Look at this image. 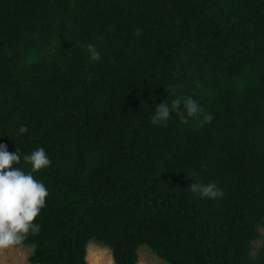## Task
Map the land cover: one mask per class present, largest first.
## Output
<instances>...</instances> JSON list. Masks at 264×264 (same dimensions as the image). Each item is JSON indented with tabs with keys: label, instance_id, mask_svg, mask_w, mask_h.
I'll list each match as a JSON object with an SVG mask.
<instances>
[{
	"label": "trees",
	"instance_id": "obj_1",
	"mask_svg": "<svg viewBox=\"0 0 264 264\" xmlns=\"http://www.w3.org/2000/svg\"><path fill=\"white\" fill-rule=\"evenodd\" d=\"M0 144L51 161L30 264H264V0H0Z\"/></svg>",
	"mask_w": 264,
	"mask_h": 264
},
{
	"label": "clouds",
	"instance_id": "obj_2",
	"mask_svg": "<svg viewBox=\"0 0 264 264\" xmlns=\"http://www.w3.org/2000/svg\"><path fill=\"white\" fill-rule=\"evenodd\" d=\"M88 52L92 61L100 59V53L94 45L88 46ZM180 106L176 100L171 101V106L169 103L157 105L151 117L152 124H165L173 113L185 119L186 116L194 117L202 112L199 103L191 97L183 102L182 111L178 110ZM205 119L210 121L212 117L209 115ZM27 131V126L23 125L17 135ZM23 159L30 166V171L17 167L21 161L17 150L9 152L6 145L0 144V250L23 248L29 234H38L40 231L35 221L45 206L49 192L44 183L35 179L33 173L47 168L51 161L42 147L25 155ZM192 181L189 189L200 198H223L224 192L215 182L204 184Z\"/></svg>",
	"mask_w": 264,
	"mask_h": 264
},
{
	"label": "rangeland",
	"instance_id": "obj_3",
	"mask_svg": "<svg viewBox=\"0 0 264 264\" xmlns=\"http://www.w3.org/2000/svg\"><path fill=\"white\" fill-rule=\"evenodd\" d=\"M263 240L257 244L258 250L264 242V230L262 232ZM33 253L32 247L11 248L0 250V264H30L29 258ZM88 264H114L113 255L107 247L91 242L88 247ZM139 264H169L155 255L149 248L140 249Z\"/></svg>",
	"mask_w": 264,
	"mask_h": 264
}]
</instances>
